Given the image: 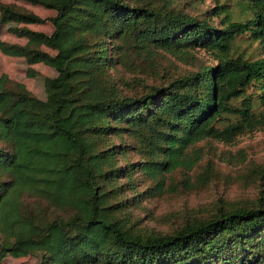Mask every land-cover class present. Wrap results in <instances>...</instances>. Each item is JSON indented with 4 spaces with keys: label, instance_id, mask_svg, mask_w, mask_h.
<instances>
[{
    "label": "trees",
    "instance_id": "obj_1",
    "mask_svg": "<svg viewBox=\"0 0 264 264\" xmlns=\"http://www.w3.org/2000/svg\"><path fill=\"white\" fill-rule=\"evenodd\" d=\"M17 1L54 16L0 2V29L14 24L27 41L0 40V53L56 76L44 80L45 100L0 77V264H264L263 199L220 206L173 235L141 234L127 219L168 174L193 168L196 144L264 129V0L196 16L183 0ZM46 23L50 35L25 27ZM162 53L193 70L125 94L113 70ZM137 174L152 183L139 193Z\"/></svg>",
    "mask_w": 264,
    "mask_h": 264
},
{
    "label": "rangeland",
    "instance_id": "obj_2",
    "mask_svg": "<svg viewBox=\"0 0 264 264\" xmlns=\"http://www.w3.org/2000/svg\"><path fill=\"white\" fill-rule=\"evenodd\" d=\"M40 18H50L54 12L31 6L17 0H0ZM238 0H183L182 9L196 16L207 10H215L220 5L239 14ZM211 14L215 26L219 19ZM14 24L0 29V40L7 44L25 45L26 39L12 35L8 29ZM23 27V25H18ZM26 28L50 35L53 28L49 23L26 25ZM240 47L246 53L258 56L257 43L240 40ZM51 54L53 52L43 48ZM196 56L202 64L215 65L204 51ZM193 68L168 54H160L153 59L133 57L129 67H117L112 73L116 82L123 86L124 93L131 95L142 90L144 85L167 82L189 73ZM6 76L13 83H20L39 100L46 99L44 80L54 78L56 72L51 67L38 63L28 65L23 58L8 57L0 53V77ZM123 83H128L125 87ZM115 144L119 139H114ZM195 165L190 170H177L165 179L164 192L142 200L127 210L129 225L134 231L145 235H173L188 224L201 221L212 215L218 207L230 205H250L264 200V129L223 137L220 140H205L191 149ZM139 157L129 161L137 162ZM123 164V161H120ZM138 193L151 186V182L141 174L135 175ZM124 183V182H122ZM131 195V194H129ZM38 257L13 258L6 256L2 264H36Z\"/></svg>",
    "mask_w": 264,
    "mask_h": 264
}]
</instances>
